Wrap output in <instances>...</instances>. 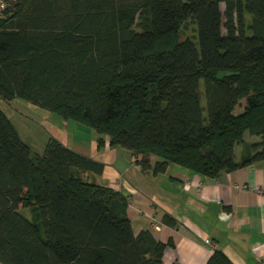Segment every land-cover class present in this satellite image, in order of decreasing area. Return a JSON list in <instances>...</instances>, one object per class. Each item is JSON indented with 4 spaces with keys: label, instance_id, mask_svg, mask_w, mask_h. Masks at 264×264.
Segmentation results:
<instances>
[{
    "label": "trees",
    "instance_id": "1",
    "mask_svg": "<svg viewBox=\"0 0 264 264\" xmlns=\"http://www.w3.org/2000/svg\"><path fill=\"white\" fill-rule=\"evenodd\" d=\"M17 98L143 172L215 178L263 160L264 0H0V99ZM102 170L52 137L32 154L0 110V264H162L171 240L133 232L126 195L87 179ZM204 264L232 263L215 248Z\"/></svg>",
    "mask_w": 264,
    "mask_h": 264
},
{
    "label": "crops",
    "instance_id": "2",
    "mask_svg": "<svg viewBox=\"0 0 264 264\" xmlns=\"http://www.w3.org/2000/svg\"><path fill=\"white\" fill-rule=\"evenodd\" d=\"M55 120L47 117L42 121L50 137L103 165L100 175L88 174L87 179L126 195L133 232L147 229L160 242L171 240L162 264H204L215 248L232 264H264V159L215 178L173 164L165 172L153 174L143 172L128 150L109 146L107 137L102 136L103 145L98 146L99 135L94 131L81 150L74 148L69 133L80 127L63 122L61 128ZM257 140L246 133L242 142ZM241 149L242 144L234 148L237 162ZM154 160L151 157V163ZM191 180L201 182L200 191L194 185L184 189V182ZM163 215L173 218L177 226L165 225Z\"/></svg>",
    "mask_w": 264,
    "mask_h": 264
},
{
    "label": "rangeland",
    "instance_id": "3",
    "mask_svg": "<svg viewBox=\"0 0 264 264\" xmlns=\"http://www.w3.org/2000/svg\"><path fill=\"white\" fill-rule=\"evenodd\" d=\"M220 9H223L222 4H220ZM194 33L193 23L187 21L185 26L181 28L180 38H192ZM0 110L14 128L18 137L28 146L32 154H42L50 138L47 125L42 122L44 118L51 117L56 119L55 121L60 124L61 128L65 127L63 122L80 127V130L69 133V139L73 138L71 145L79 150L82 149L83 143L87 142L90 133H94L90 127L87 128L88 126L71 120L64 121L58 118L56 114L18 98L10 102H4L0 99ZM18 212L25 218H30L27 209H19Z\"/></svg>",
    "mask_w": 264,
    "mask_h": 264
},
{
    "label": "built area",
    "instance_id": "4",
    "mask_svg": "<svg viewBox=\"0 0 264 264\" xmlns=\"http://www.w3.org/2000/svg\"><path fill=\"white\" fill-rule=\"evenodd\" d=\"M192 185H194L196 187L197 191H200V188L202 187L201 182L198 181V180H195L194 182H193V180H191V181H185L184 184H183V187H184V189H189L190 186H192ZM254 190H257L258 191L259 188H254ZM205 243L208 244V241L205 240Z\"/></svg>",
    "mask_w": 264,
    "mask_h": 264
}]
</instances>
